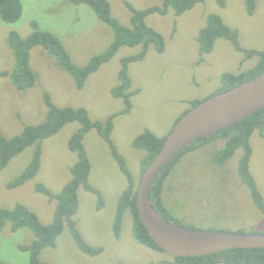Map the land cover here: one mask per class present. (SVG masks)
Segmentation results:
<instances>
[{
	"label": "rangeland",
	"instance_id": "1",
	"mask_svg": "<svg viewBox=\"0 0 264 264\" xmlns=\"http://www.w3.org/2000/svg\"><path fill=\"white\" fill-rule=\"evenodd\" d=\"M23 14L15 23L0 18V131L6 136L21 134L28 125L46 120L48 92L58 107H84L93 120L113 119V140L138 182L145 151L133 146V139L145 130L158 137L169 134L176 120L191 107V100L210 96L222 84L226 72L239 73L256 65L258 52L264 51V0H257L254 14H249L245 0H205L177 15L170 7L167 14L151 13L146 22L161 33L165 49L158 52L151 45L146 55L129 63L131 77V109L125 100L116 97L121 59L138 54L143 44L124 45L97 71L77 86L69 71L43 46L30 51V67L36 72L35 83L19 88L11 73L15 51L8 43L10 31L29 36L36 20L41 29L56 34L79 66L109 47L114 39L110 25L101 21L88 4L74 0H21ZM111 13L121 24L130 26L132 10L161 6L162 0H108ZM211 14H218L225 24L238 32L240 48L231 39L219 37L211 52L201 54L198 36ZM255 52L249 54L248 52ZM80 128L78 121L65 124L47 138L42 146L41 166L37 175L18 187L8 184L32 159L35 145L27 147L0 171V207L13 208L23 203L36 212L43 224L54 218L57 200L39 192L44 185L52 194H59L72 178V168L79 157L70 147V140ZM84 146L91 161L89 182L104 197V207L97 208V194L80 187L79 208L74 216L78 228L93 247H102L97 255L84 252L75 242L68 226L58 236L56 245L41 250L45 264H174V256L151 249L133 236V216L127 210L119 237L113 231L117 203L127 188L128 179L112 153L109 142L96 129L85 134ZM250 143L252 155L249 171L264 199V125L255 129ZM225 145L217 138L187 152L173 167L164 182L162 198L177 224L200 230H224L264 234V211L255 204L249 187L239 176V163L244 154L238 148L223 163L214 155ZM35 235L27 228L13 231L7 222L0 231V264H29V252L21 245L31 243ZM217 264H228L223 261Z\"/></svg>",
	"mask_w": 264,
	"mask_h": 264
},
{
	"label": "trees",
	"instance_id": "2",
	"mask_svg": "<svg viewBox=\"0 0 264 264\" xmlns=\"http://www.w3.org/2000/svg\"><path fill=\"white\" fill-rule=\"evenodd\" d=\"M205 0H162L161 6H152L145 9H136L131 3L127 6L132 10L130 26L121 24L111 13L108 0H74L76 4H88L95 11L98 18L111 26L114 39L107 49L92 57L84 66H79L71 58L70 53L65 48L62 40L53 32L41 29L38 21L32 20V33L27 37H22L16 30L10 31L8 43L15 51V65L11 73L13 81L19 88L32 86L37 78L36 72L30 67V51L36 45L43 46L50 52L57 61L70 72L77 86L82 87L89 75L98 70L105 62H108L119 50L121 46H137L143 44L142 51L138 54L125 56L121 59L122 67L119 72V85L113 89L116 97L125 100V108L120 113H126L131 109L130 100L131 77L129 74V63L143 58L149 47L153 45L158 52L165 49V40L161 33L149 26L146 17L151 13L167 14L170 7L177 15L192 9L197 3ZM223 7L225 0H218ZM246 9L249 14H254L257 7V0H245ZM23 14V4L21 0H0V18L8 23L17 22ZM219 37L231 39L236 47L240 48L237 30H233L224 23L218 14H211L208 23L199 33V51L201 54L212 51L215 41ZM254 54L255 52H248ZM259 60L256 65L246 71L239 73L226 72L222 75V84L210 95L229 90L235 86L250 80L264 71V51L258 52ZM208 96V97H210ZM206 97V98H208ZM204 98V99H206ZM204 99L191 100V107L187 109L176 122L192 107L199 104ZM45 102L48 106V115L45 121L28 125L21 134L6 136L0 131V171H2L10 161L23 152L27 147L35 145L34 153L29 164L24 170L9 182V187H18L30 179H33L40 170L42 146L44 141L52 135L58 133L61 128L71 121H78L80 128L70 140V147L78 154V161L72 168V178L59 194H52L44 185L38 184L37 190L49 194L50 198L57 200L54 218L51 223L43 224L36 212L23 203H17L13 208L0 207V231L7 222L11 223L13 231L27 228L35 235V239L28 244L21 245L22 250L29 252V264H45L41 261V250L45 247L56 245L58 236L68 226L77 245L87 254L97 255L102 251V247H93L87 243L82 236L77 222L74 218L79 208L78 190L80 187L97 194V208L104 207V197L101 191L89 182L91 161L84 146L83 140L86 133L91 129H96L98 133L106 139L112 149L114 157L118 160L121 169L128 179L127 188L119 197L116 214L113 222V231L117 237L122 230L123 217L127 210L133 216V236L141 244L154 249L164 251L149 236L148 230L138 214L136 204L137 182L131 173L125 158L118 153V150L111 139L113 130V119L111 115L105 121L93 120L84 107H58L56 106L48 92L45 93ZM175 122V124H176ZM174 124V125H175ZM264 125V106L244 119L233 123L218 132L199 137L192 143L176 153L161 171L154 178L150 198L153 206L170 222L178 223L171 217L163 198L162 192L164 182L171 173L173 167L181 158L190 151L200 146L212 142L217 138H223L225 145L214 155L217 163H223L234 155L238 148L244 149V154L239 163V176L250 189L251 196L258 208L264 211V199L257 187L256 181L249 171V161L252 155L250 138L255 129H260ZM167 136L160 138L151 130H145L133 139V146L145 151L141 160L140 173L145 171L149 164L159 153ZM228 264H264V248H233L202 256H174V264H217L219 262ZM137 264V263H133Z\"/></svg>",
	"mask_w": 264,
	"mask_h": 264
},
{
	"label": "water",
	"instance_id": "3",
	"mask_svg": "<svg viewBox=\"0 0 264 264\" xmlns=\"http://www.w3.org/2000/svg\"><path fill=\"white\" fill-rule=\"evenodd\" d=\"M264 106V71L202 100L173 126L136 188L138 214L149 236L173 256H202L233 248H264V234L187 228L168 221L152 204L154 178L168 161L199 137L236 123Z\"/></svg>",
	"mask_w": 264,
	"mask_h": 264
}]
</instances>
